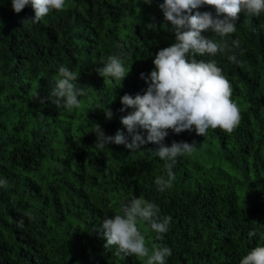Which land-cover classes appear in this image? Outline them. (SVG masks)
<instances>
[{"label": "trees", "instance_id": "trees-1", "mask_svg": "<svg viewBox=\"0 0 264 264\" xmlns=\"http://www.w3.org/2000/svg\"><path fill=\"white\" fill-rule=\"evenodd\" d=\"M145 2L66 0L63 10L22 23L34 16L31 6L17 14L11 0H0V179L8 181L0 186V264H146V258L117 255L115 245L104 248L99 232L104 218L122 214L133 197L172 217L164 234L139 225L147 247L171 249L166 264H240L264 246V13H240L224 53L196 56L222 69L241 119L231 133L169 129L167 146L196 143L195 151L176 158L170 189L159 192L155 185L168 171L154 152L157 144L135 152L95 147L96 124L105 135L121 130L131 141L120 117L132 109L119 111L121 97L144 93L140 74H149L155 54L175 42L159 8L163 0ZM195 11L215 14L206 5ZM237 39L239 47L232 43ZM111 55L121 56L130 71L123 80L97 71ZM60 66L76 73L73 83L87 86L79 108L52 102ZM137 131L146 138V130Z\"/></svg>", "mask_w": 264, "mask_h": 264}, {"label": "clouds", "instance_id": "clouds-1", "mask_svg": "<svg viewBox=\"0 0 264 264\" xmlns=\"http://www.w3.org/2000/svg\"><path fill=\"white\" fill-rule=\"evenodd\" d=\"M146 0L145 3H151ZM12 9L19 14L26 6H31L34 16L25 18L22 23H37L52 10H63L66 0H11ZM215 9L211 11H195L203 6ZM166 21L170 22L175 35V42L160 49L153 60L154 69L147 75L140 74L147 88L144 93L135 97L125 94L121 97L123 107L121 113L132 109L120 117L121 124L127 129L131 141L124 132L117 130L114 136L105 135L100 125H94L97 149H105L109 144L124 145L131 152L140 150L148 143L158 145L155 154L168 163L167 179L157 176L155 185L159 192L170 189L173 184V164L176 158L190 154L196 150L195 141H173L171 146L163 143L171 129L175 133L195 129L197 135L205 136L208 129L219 128L231 133L240 123L241 114L238 104L232 99V86L217 66L215 60H197V55L215 56L224 53L228 47L225 37L237 31L236 22L240 13L259 16L264 13V0H163L159 5ZM154 29V24L146 26ZM264 30V25H261ZM211 31L219 40L206 36ZM233 45L240 46V41L233 40ZM229 60L236 61L235 55ZM97 71L104 78L111 77L123 80L130 72L126 69L121 56L111 55L103 67ZM59 80L51 91L52 102L63 105L66 109L79 108L78 97L84 96L87 86L73 83L77 80L74 71L65 66L58 69ZM111 119V109L105 112ZM146 130L147 136L137 131ZM8 183L0 179V186ZM155 202L143 197H133L122 205V214L117 213L111 218L106 216L100 226L102 236L106 239L104 248L117 246L119 255L146 258V264H166L171 256L167 246H146L145 235L139 225L146 223L157 234L168 232L171 216H161ZM249 237L255 236V231L249 232ZM160 239V236H157ZM240 264H264V246H256L240 260Z\"/></svg>", "mask_w": 264, "mask_h": 264}, {"label": "rangeland", "instance_id": "rangeland-1", "mask_svg": "<svg viewBox=\"0 0 264 264\" xmlns=\"http://www.w3.org/2000/svg\"><path fill=\"white\" fill-rule=\"evenodd\" d=\"M213 158H214V160H216V158H217V155L215 153L213 154ZM225 167H227V166L225 165Z\"/></svg>", "mask_w": 264, "mask_h": 264}]
</instances>
